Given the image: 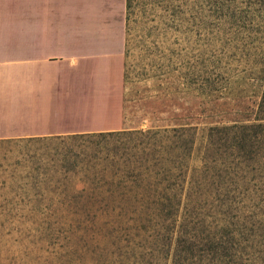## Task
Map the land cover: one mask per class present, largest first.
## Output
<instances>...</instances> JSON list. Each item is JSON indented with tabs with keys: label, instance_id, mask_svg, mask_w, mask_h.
Returning a JSON list of instances; mask_svg holds the SVG:
<instances>
[{
	"label": "rangeland",
	"instance_id": "374dc122",
	"mask_svg": "<svg viewBox=\"0 0 264 264\" xmlns=\"http://www.w3.org/2000/svg\"><path fill=\"white\" fill-rule=\"evenodd\" d=\"M126 4L89 0L112 32L114 55L123 35L115 127L181 128L197 149L211 127L250 126L264 116L263 0ZM53 144L0 139V264H121L66 204L54 200L55 185L35 170L51 165L43 155ZM258 144L261 167L250 177L261 183L251 188L253 195L264 194V139Z\"/></svg>",
	"mask_w": 264,
	"mask_h": 264
},
{
	"label": "trees",
	"instance_id": "16d2710c",
	"mask_svg": "<svg viewBox=\"0 0 264 264\" xmlns=\"http://www.w3.org/2000/svg\"><path fill=\"white\" fill-rule=\"evenodd\" d=\"M257 121L211 127L197 149L181 128L6 142L55 143L35 170L121 264H264Z\"/></svg>",
	"mask_w": 264,
	"mask_h": 264
},
{
	"label": "crops",
	"instance_id": "0c3cea01",
	"mask_svg": "<svg viewBox=\"0 0 264 264\" xmlns=\"http://www.w3.org/2000/svg\"><path fill=\"white\" fill-rule=\"evenodd\" d=\"M96 11L89 0H0V139L119 130L123 35L114 55Z\"/></svg>",
	"mask_w": 264,
	"mask_h": 264
}]
</instances>
